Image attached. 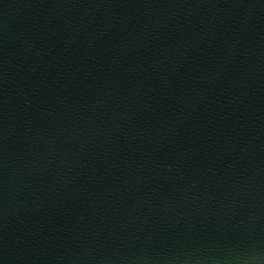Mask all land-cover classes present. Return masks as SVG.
Wrapping results in <instances>:
<instances>
[{
    "label": "water",
    "instance_id": "1",
    "mask_svg": "<svg viewBox=\"0 0 264 264\" xmlns=\"http://www.w3.org/2000/svg\"><path fill=\"white\" fill-rule=\"evenodd\" d=\"M0 264H264V0H0Z\"/></svg>",
    "mask_w": 264,
    "mask_h": 264
}]
</instances>
